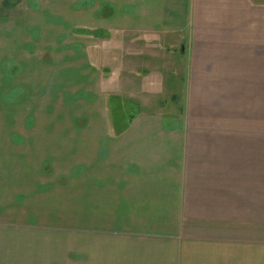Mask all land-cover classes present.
I'll list each match as a JSON object with an SVG mask.
<instances>
[{
    "label": "crops",
    "instance_id": "0c3cea01",
    "mask_svg": "<svg viewBox=\"0 0 264 264\" xmlns=\"http://www.w3.org/2000/svg\"><path fill=\"white\" fill-rule=\"evenodd\" d=\"M49 26L111 84L83 127L11 98ZM56 259L264 264V0H0V264Z\"/></svg>",
    "mask_w": 264,
    "mask_h": 264
},
{
    "label": "rangeland",
    "instance_id": "374dc122",
    "mask_svg": "<svg viewBox=\"0 0 264 264\" xmlns=\"http://www.w3.org/2000/svg\"><path fill=\"white\" fill-rule=\"evenodd\" d=\"M45 8H47L48 10L50 9L48 8V6H46ZM41 12L42 10H39L37 12L34 10V15H39ZM36 19H38L37 16L34 17L35 21ZM66 30H68V28L64 29L63 27L61 28L57 26H49L44 28V33L48 34V42L41 44L46 49L38 50L36 47H34V57L28 60L25 59V62L31 60V65L24 66L23 69L21 66L18 70L19 73L17 74V78L19 79V81L24 78H28L27 81L25 80V83L27 84L25 86L23 82H19L17 84V89L12 92L13 94L11 95V98H14V96H17L19 98L18 113H29V115L31 116V119L27 122L26 125L28 127V130L35 129V126L32 128V120H36L37 122L40 119V116L37 117V112L39 114V112L41 113V110L43 109L41 105H29L28 107L25 106V108H22L20 106V103L23 101L22 99L29 93V97H31L30 103L33 100H37V103L43 100L44 104L48 103L49 100L51 101V106L48 107L49 112L48 114H46L47 117L51 120L50 123L55 125H57L56 122L58 119H60L59 117H64L62 113H65V116L67 117L71 114L73 116V119H75V125L78 128L81 126L83 127V124L85 125V123H83V120H85L84 116L85 114L89 115L91 113L90 111L95 112L96 114L98 111L100 113L106 112L105 106H103L102 104H104L105 99L107 98V95L109 93L105 90V88H108L111 84L108 85L105 81H101V78L97 80L96 74L95 72H93V68L90 64L92 63V60H90L88 54L90 43L82 42L81 44L76 45L77 47L80 46V49H82L81 54H79V51L75 52L67 48L68 43H73H71V36H66L68 41L66 42L65 47H58L62 43L60 42L59 44H57V42L55 43V41L59 40V38L61 39L62 37H65L62 35V32ZM54 31H56L57 33L54 34ZM72 31H70L68 34L74 35V31ZM88 36L89 35L86 34L83 37L87 39ZM102 61L104 62V59ZM35 62H37V64ZM96 62L97 60L95 61V63ZM18 67H16L15 69L16 72ZM28 69L30 71L26 75L27 72L25 71H28ZM61 70L66 71L63 74H60L59 71ZM47 78L51 79L49 90H47L48 88L46 89ZM56 80L58 82H56ZM32 115H34L35 118H33ZM62 119L65 120L64 118ZM66 120H68V118H66ZM119 125L120 124H118V126ZM67 223L65 225H67ZM70 236L72 237V235ZM58 237H60L61 239ZM58 237L56 235H50L51 248L49 251V255L51 256V259L55 257L58 259L57 251L53 252L52 250L54 249V246H56L59 239L61 240V242L63 240V236L59 235ZM66 242H72V239L66 240ZM57 259L56 261L58 263L59 260ZM51 261L53 262V260ZM58 264L65 263L61 261Z\"/></svg>",
    "mask_w": 264,
    "mask_h": 264
}]
</instances>
